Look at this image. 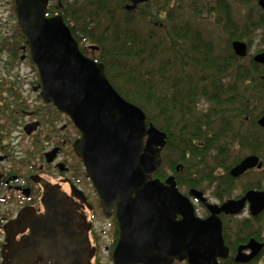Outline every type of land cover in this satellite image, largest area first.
I'll return each instance as SVG.
<instances>
[{"label": "water", "instance_id": "water-1", "mask_svg": "<svg viewBox=\"0 0 264 264\" xmlns=\"http://www.w3.org/2000/svg\"><path fill=\"white\" fill-rule=\"evenodd\" d=\"M50 1L16 0L18 24L38 69L43 98L70 116L82 132L76 152L105 210H117L121 238L114 263L173 264L177 260L218 264V259L228 253L218 215L238 214L247 201L251 212L260 214L264 211V193L249 191L243 199L229 201L222 208L209 205L213 214L209 219L196 217L191 200L178 190L174 176L165 182L153 178L162 165L166 133L148 126L144 111L111 85L105 67L81 52L62 15L48 17ZM123 1L128 3L126 10L132 12L150 0ZM62 3L58 0V8ZM260 6L264 9V0ZM232 48L239 58L249 55L244 42L234 41ZM254 62L264 66V52L256 55ZM258 125L264 129V116ZM255 168L261 169L262 163L257 156H249L230 174L239 178ZM44 188L42 202L47 213L34 217L32 241L61 253L62 259L79 258L78 253H67L74 251L76 244L72 220L77 214L55 188L48 184ZM192 194L205 202L202 193ZM84 260L85 264L87 257Z\"/></svg>", "mask_w": 264, "mask_h": 264}, {"label": "trees", "instance_id": "trees-1", "mask_svg": "<svg viewBox=\"0 0 264 264\" xmlns=\"http://www.w3.org/2000/svg\"><path fill=\"white\" fill-rule=\"evenodd\" d=\"M199 1L173 0L170 6L172 0H151L128 12L122 0H66L64 10L48 11V16H63L82 53L104 65L112 86L144 111L148 125L166 133L165 150L176 154L177 161L169 163L165 157V164L180 191L219 182L213 171L229 173L247 156L264 161V129L258 125L264 115V66L231 51L232 41L264 27V11L258 19L247 14L232 29L231 15L220 8L226 13L223 30L229 40L218 51L192 24L206 11L216 12L200 7ZM194 4L199 11L187 17ZM181 6L187 13L175 12ZM91 43L101 55L83 49ZM178 163L181 170L176 172ZM162 169L154 175L161 181L167 177Z\"/></svg>", "mask_w": 264, "mask_h": 264}, {"label": "flooded vegetation", "instance_id": "flooded-vegetation-1", "mask_svg": "<svg viewBox=\"0 0 264 264\" xmlns=\"http://www.w3.org/2000/svg\"><path fill=\"white\" fill-rule=\"evenodd\" d=\"M260 1L258 5L262 9ZM5 2L10 10H1ZM24 64L36 68L27 38L18 25L16 0H0V264H84L83 257H87L85 264H104L105 256L115 264L114 254L121 238L117 210H105L84 161L76 152L75 144L83 139V134L70 116L43 98L40 75L38 86L31 85L30 75L21 73L20 66ZM27 86L39 93L43 107H35L26 97ZM51 113L59 120L64 119L62 127H57L60 122L49 119ZM23 135L28 144L21 150L19 145L24 142L20 137ZM258 158L261 169L249 170L239 178L231 176L230 170L228 178H224L225 182L228 181L225 189H230L236 180L250 173L262 174L259 182L236 198L215 194L213 203L203 191H179L191 200L196 216L207 220L213 215L209 205L222 208L229 201L243 199L249 191L264 193V161ZM24 162L26 168L18 169ZM180 170V167L176 168V172ZM171 176L174 175L167 176L162 182ZM174 177L178 187V179ZM45 184L63 195L77 214L72 220L73 231L77 234L74 251L65 252L68 255L78 253L79 258L62 259L61 253L45 250L44 244L32 241L34 217L47 213L42 202ZM193 191L202 193L205 202L195 198ZM250 207L247 201L238 214L221 212L218 215L228 251L225 258L218 259V264H264V211L254 215ZM200 208L204 210L201 216ZM173 264L189 263L176 260Z\"/></svg>", "mask_w": 264, "mask_h": 264}, {"label": "rangeland", "instance_id": "rangeland-1", "mask_svg": "<svg viewBox=\"0 0 264 264\" xmlns=\"http://www.w3.org/2000/svg\"><path fill=\"white\" fill-rule=\"evenodd\" d=\"M10 1V0H9ZM163 1V0H161ZM66 0H63L62 3V7L60 8V11L64 10V6H65ZM183 5H187L186 1L182 2ZM7 2H5V6L1 7V10L3 11H7L8 9L10 10L11 8L9 6L6 5ZM113 5H115L114 2H112ZM177 4V3H176ZM58 5V0H51L50 2V8L51 7H57ZM154 5L157 6L159 5L157 2H154ZM226 5V6H225ZM170 6H174L173 0L172 3L170 4ZM199 6L204 8H212L214 10H216V12L214 13H204L202 15V19L201 20H196L193 15H189L190 12H194V11H199V7L197 6V4H194L193 7H189V12L187 14V17L189 16L190 18H194L192 24L196 27V28H201L202 31L206 34V36L208 35L210 37V39L212 40V43H215V46L217 47L218 51L219 50H225L227 47V43H228V35L226 34V32L223 29H226L227 27L225 26V24H223L225 18H226V13L221 10L220 8H225L227 10L228 15H231L230 18V27L233 29L234 27L240 25L241 23V18H245V16L249 13H252L253 16L258 19L261 17V13L263 12L262 9H260L259 5H258V0H220L219 2H214V1H209V0H200L199 1ZM161 8V7H158ZM178 10H181V12L186 11V9L184 7H180L177 10H175V12L177 14ZM58 11V10H57ZM260 16V17H259ZM264 19V17H262ZM234 41H242L244 43H246L249 47V55H248V59H252L260 54L261 52L264 51V27L257 29L256 31H254V33L251 35V37L244 39V40H234ZM233 42V41H232ZM232 47V44H231ZM83 49L88 50V52H90L91 54L95 55V56H99L101 55V49L98 45L91 43L88 44L87 47H83ZM231 51L233 52V48L231 49ZM247 61L242 62V64H246ZM20 70L21 73H25L30 75L29 78V82H31V85L34 87L38 86L39 83V73L38 70L32 66H30V64H24L22 66H20ZM27 93L25 94L26 97H28V99L33 102L35 104V107H43L40 100H39V93L33 91V89L31 88V86H27L26 87ZM255 104L256 107V103ZM202 107L204 109H206L205 105L202 103ZM48 117L50 120H54L56 122H60L57 127L60 128L63 125L64 119L62 118L61 120H59V118L55 115V114H48ZM147 117V116H146ZM14 130V129H13ZM163 132V131H162ZM15 137V136H14ZM18 136H16L15 138H17ZM20 139H22V142H24V144L19 145V148L21 150H23L24 148H26L25 145H27V139L26 137L23 135L20 137ZM18 140V139H17ZM19 150V149H18ZM165 157H166V161L168 159L169 163H173L176 162L177 160V156L176 154H170L168 151H166L165 149L162 152V165L161 167H163L162 172L166 175H174V172L171 171L168 168V165L166 166L165 164ZM23 159V157H22ZM30 160V158H29ZM29 164V162H27V165ZM181 163H178V165L175 168H179L181 166ZM6 165L3 164V168H5ZM160 167V169H161ZM26 168V164L25 162L22 163L21 165H19L18 169H22L24 170ZM181 169V168H180ZM216 177H218V179H220L219 182H212V183H206L205 185H203L201 188H198L200 191H203L206 195V197H208L213 203L215 202L216 198H215V194H220V195H224L225 198H236L237 196H239L241 193H243L246 189L250 188L253 184L259 182L258 180L262 177V174L259 173H250L249 175H247L246 177L240 178L238 180L235 181V183L232 184L231 188L229 189H225L227 187V182L224 181V178H228V173H226L224 170H216L213 171ZM189 174V172L187 173V175ZM264 186V185H263ZM197 189V190H198ZM184 192H188V189H182ZM222 193V194H221ZM204 214V210L200 208L199 210V216ZM246 217V214L243 216ZM103 261L104 264H112L111 259L108 256L103 257Z\"/></svg>", "mask_w": 264, "mask_h": 264}, {"label": "bare ground", "instance_id": "bare-ground-1", "mask_svg": "<svg viewBox=\"0 0 264 264\" xmlns=\"http://www.w3.org/2000/svg\"><path fill=\"white\" fill-rule=\"evenodd\" d=\"M196 217H198V216H196ZM199 218V217H198Z\"/></svg>", "mask_w": 264, "mask_h": 264}]
</instances>
